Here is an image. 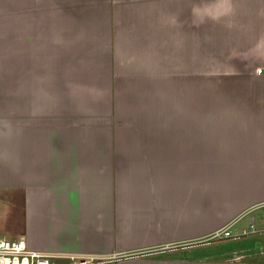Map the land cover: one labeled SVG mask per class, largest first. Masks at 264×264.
<instances>
[{"label": "crops", "instance_id": "crops-1", "mask_svg": "<svg viewBox=\"0 0 264 264\" xmlns=\"http://www.w3.org/2000/svg\"><path fill=\"white\" fill-rule=\"evenodd\" d=\"M257 68L264 0H0V238L53 264H264L228 248L264 242L241 234L264 225Z\"/></svg>", "mask_w": 264, "mask_h": 264}, {"label": "built area", "instance_id": "built-area-1", "mask_svg": "<svg viewBox=\"0 0 264 264\" xmlns=\"http://www.w3.org/2000/svg\"><path fill=\"white\" fill-rule=\"evenodd\" d=\"M257 68L256 72H262L264 70ZM256 209H259L264 214V202L257 205ZM260 223L264 224V215L260 216ZM250 232L262 233L263 229H247L242 231V235H246ZM229 230H219L214 233V237L217 239L229 237ZM69 260H73L74 256H67ZM85 261H80L83 263ZM0 264H53L52 256L46 253L35 251L28 247L23 236L17 239L0 238Z\"/></svg>", "mask_w": 264, "mask_h": 264}, {"label": "rangeland", "instance_id": "rangeland-1", "mask_svg": "<svg viewBox=\"0 0 264 264\" xmlns=\"http://www.w3.org/2000/svg\"><path fill=\"white\" fill-rule=\"evenodd\" d=\"M261 240L262 239L259 240L258 238H252V239H249L248 241H243L242 243H239L238 244L239 246L233 245V246H228V248H243V247L246 248V247H249V248H252L255 250L257 247L259 248L260 246L263 245L264 242H262L263 240L262 241ZM258 248L256 249L257 251H259ZM67 256H69V254L68 255L66 254V257Z\"/></svg>", "mask_w": 264, "mask_h": 264}]
</instances>
